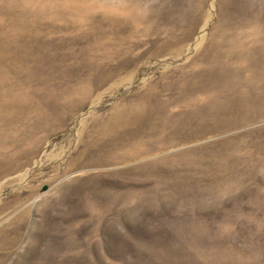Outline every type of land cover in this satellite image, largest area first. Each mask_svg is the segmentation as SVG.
Masks as SVG:
<instances>
[{
  "label": "rangeland",
  "instance_id": "obj_1",
  "mask_svg": "<svg viewBox=\"0 0 264 264\" xmlns=\"http://www.w3.org/2000/svg\"><path fill=\"white\" fill-rule=\"evenodd\" d=\"M125 10L150 31L130 34L119 24ZM193 24L187 44L207 28L205 41L186 48L179 67L217 28L262 33L264 0H0V96L12 94L18 125L28 119L30 136H44L38 151L22 136L21 146L2 149L0 264H264L263 104L200 125L193 142L150 163L72 162L84 152L76 123L86 118L88 133L94 113L128 94L124 78L174 59L168 50L152 54L173 29ZM73 85L91 93L70 114L63 100ZM181 108L190 119L194 111ZM42 116L57 127L43 131L35 123ZM63 144L67 161L56 177L61 163L52 156Z\"/></svg>",
  "mask_w": 264,
  "mask_h": 264
},
{
  "label": "bare ground",
  "instance_id": "obj_2",
  "mask_svg": "<svg viewBox=\"0 0 264 264\" xmlns=\"http://www.w3.org/2000/svg\"><path fill=\"white\" fill-rule=\"evenodd\" d=\"M119 15V24L127 26L130 34L146 35L150 31L140 26L141 20L131 11L125 10ZM194 24L188 29H173L168 39L152 54L153 58H159L168 50L174 59L158 60L145 72L124 78L130 84L124 91L128 94L113 101L115 104L107 114L94 113L88 133L84 132L86 118L76 123V133L80 134L78 145H83L84 152L77 153L72 162L88 157L93 159L92 165L100 166L150 163L160 154L193 142L202 134L196 129L200 125L216 119L225 123L224 119L234 113L248 109L257 113L262 104L264 108V70L258 71L257 66L260 62L264 66V31L261 33L260 29L254 28V35L238 36L239 33L230 35L221 27L217 28L218 34L205 43L191 64L179 67L186 61L179 57L184 50L187 48L193 53L205 41L207 28L197 36L194 44H187L195 32ZM255 57H258V62ZM232 71L236 78H230ZM90 93L88 89L73 85L68 100H63L68 103L69 113L79 111ZM164 93L178 96L167 99ZM16 103V98L8 92L0 96V156L3 148L21 146L23 139L30 140L29 147L35 148L34 151H38L44 142V136H30L32 121L23 119L22 125H18L21 112ZM182 104L194 111L190 119L188 111L181 108ZM42 121H45L44 116L35 123L41 122L43 131L46 128L52 131L58 125L53 123L47 127ZM63 125L65 123L61 122L60 128ZM17 127L24 131L23 135H19ZM67 151L66 144H63L52 156L56 164L61 163L56 168V177L64 173L62 167L67 161ZM163 162L167 160L155 163Z\"/></svg>",
  "mask_w": 264,
  "mask_h": 264
}]
</instances>
